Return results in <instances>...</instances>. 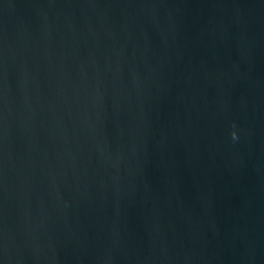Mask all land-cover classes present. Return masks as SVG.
<instances>
[{"label": "water", "instance_id": "1", "mask_svg": "<svg viewBox=\"0 0 264 264\" xmlns=\"http://www.w3.org/2000/svg\"><path fill=\"white\" fill-rule=\"evenodd\" d=\"M0 264H264V0H0Z\"/></svg>", "mask_w": 264, "mask_h": 264}, {"label": "clouds", "instance_id": "2", "mask_svg": "<svg viewBox=\"0 0 264 264\" xmlns=\"http://www.w3.org/2000/svg\"><path fill=\"white\" fill-rule=\"evenodd\" d=\"M232 136H233L234 139L236 138V133H235V131L232 132Z\"/></svg>", "mask_w": 264, "mask_h": 264}]
</instances>
